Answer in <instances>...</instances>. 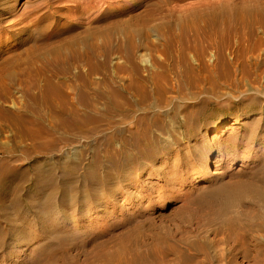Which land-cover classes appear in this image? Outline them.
<instances>
[{
	"label": "bare ground",
	"instance_id": "obj_1",
	"mask_svg": "<svg viewBox=\"0 0 264 264\" xmlns=\"http://www.w3.org/2000/svg\"><path fill=\"white\" fill-rule=\"evenodd\" d=\"M17 1L0 0V100L5 97L2 87L5 80L17 79L19 72L17 73L14 69L19 68L20 71V67L25 65L20 74L32 78L25 91V94L32 99V103L24 106L22 110L20 107H15L13 110L3 108L6 112L16 115L13 119L9 117L7 119L10 125L12 124L16 128L14 132H20L19 141L28 139L31 142L29 148L34 151L31 161L36 162L37 153L42 150L57 151L56 146L62 141L65 148L61 152L63 165L58 178L60 181L56 180L53 174L47 182L43 181V176L39 173L35 163H30L31 168L29 167V169L34 171L28 180L30 186L33 189H38L37 191H46L44 199L41 196L37 205H33L29 201V197L20 199L17 195L18 183L25 179V171L23 169L13 170L4 164L0 166V257H2L1 251L5 247V239L12 238L14 234V229L11 227L3 229L2 222L9 219V216L6 215L8 210L16 208L17 205H20L19 202H22L24 206L34 209L38 214L43 208L49 207L47 213H50L48 215L50 219L57 217L54 214L55 209L61 212L63 210H67L68 213L72 212L70 218L68 215L62 218L63 225L50 226L48 229L49 239L57 240V242L55 247L49 250L50 261L43 264H78L69 261L65 253L62 241L76 235L75 231L67 232L65 225L75 215L87 216L88 213L83 211V207H86L90 201H96V198L102 194L100 190H116L118 186L122 185V181L130 180L132 175L137 174L136 181L129 184L126 182L128 186H131L126 190L135 189L139 192L140 197H151L150 205L153 208L166 205L169 203L168 198L175 197V195H168L167 189L172 188L169 185L174 186L175 183L185 182L188 185L192 179H205L207 186L197 190H194L195 186H193L190 188L194 192L179 193L182 207L180 210L193 205L197 208L189 207V213L186 216L182 211L179 212L177 222L172 229L160 225V232L156 235L153 246L142 249L143 247L137 242L132 245L122 244L112 252L98 255L100 263L97 264H164L163 254L174 248L168 242L170 240L167 239L172 234V230L175 228L180 230L181 227L192 225H195L196 228L200 226L214 227L215 234H220L222 237L220 240L232 243L230 248L218 249L212 254L208 251L202 252V256L199 260L196 259L195 264H214L213 261L221 262L222 260H225L224 264H230L233 262L235 253H241L243 258H249L253 261L252 264H262L264 262V147L259 145L261 139L264 138V127L257 123L264 122V106L260 105V102L253 96H236L235 99L232 98L233 100H229L227 103L230 104L229 102L234 101L240 103L241 101L242 115L250 111L259 117L248 122L246 121L248 118L244 116L242 119L244 121L240 123L239 116L233 113L225 116L229 118L224 123L220 121L215 122L217 124L213 126L203 124L196 127L194 122L205 116L200 108L195 111L186 110L179 119L174 110L166 108L161 110L157 106L159 103L168 105L171 100L168 96L169 93L183 99L190 98L180 94L183 91L180 86L171 85L168 88L157 83L158 78L166 80L167 75L172 73L170 68L165 67L162 71L152 73L143 79H133L132 76H122V73L129 72L130 69L120 63L115 64L112 85L106 99L108 111L99 113L100 117H98L99 119L108 118L107 115H110L111 134L109 138H105L101 149L96 151V146L92 148L91 161L82 167V172H84L79 174V160L75 161L74 159L76 156L82 155V150L73 147L71 143L76 141L82 133L88 137H92L96 133L94 130L85 131L86 123L90 119L96 122V105L91 98L85 97V89H83L90 88L86 83L91 82L96 71V31L91 32L90 42H81V45H84L82 49L70 46V44L77 43L69 42L67 52L64 54L60 49L52 50L53 59L46 57L49 56L48 52H39V49H36V43L29 44L28 47H24L26 49L22 48L17 52L15 49L18 45L31 40L29 33L31 24L40 25L48 14L51 16L59 10L69 11V16H73V18L86 15V19H89L96 14V0H42L31 9L15 14ZM60 1H64L65 4L58 6ZM180 1L186 2L184 4L175 3L167 7L161 26L156 29L158 33L165 36L163 42L151 40L149 42L150 49H158V46L161 45L167 51L174 42L179 40L184 45L178 46V49H188L190 47L187 41L188 37L194 35L196 38L199 35V30L195 28V22L200 19L205 22L207 28L206 32L201 33L206 35L208 45L214 47L216 51L207 60L209 63L212 62L211 66L215 74L218 67L222 68L218 72L221 75L226 71L225 67L229 66L242 68L248 64L264 65V55L262 58H249L233 53L235 55L226 60L220 50V45L227 34H236V43L238 46H243L244 41H247L250 36V34H246L247 31L241 33L244 27L259 25L264 28V9L263 7L256 8L253 4L258 0H197L196 3L192 0H165L164 2ZM248 3L249 7H245ZM54 4L58 7L51 12ZM76 27L77 25L72 24L68 28L75 30ZM176 27L179 29V34L175 36ZM142 32V29L139 28L132 29L126 42L117 45V50L124 51L125 57L130 59L134 50L140 47V44L137 43L139 39H135V37H139L138 34ZM11 33L19 35L18 39L9 42L7 39ZM32 42L35 41L32 40ZM107 46L110 47V44ZM25 52L26 57L22 58V54ZM28 52L32 53L29 55ZM173 59L167 57V61ZM192 60L198 65L200 73L205 70L203 66L205 62L200 55L193 57ZM175 61L185 63L182 76L187 78L183 80L181 77L179 80L185 83L184 89L189 90L192 87V82L188 75L196 68L190 66L189 59L183 55L176 57ZM79 62H82L87 68L83 70L78 66ZM199 74L195 77L207 78V75L198 76ZM68 80L73 83H67ZM77 80L81 81V86H78L80 83L76 82ZM144 81H150L154 86L151 93L153 94L152 100H147L148 94ZM254 84L264 88V82L257 80ZM69 93L78 98L71 97ZM147 101L149 102L146 103ZM12 105L14 106V104ZM214 108L219 109L220 105H215ZM228 108L229 106L223 107L225 110ZM133 110L138 112V116L134 120L131 119ZM47 112L51 113L49 119L50 116L51 118L56 117L55 120L49 121V124L44 123L43 119ZM5 114L10 116L0 109V123ZM176 119L179 121L180 132L179 130L176 132L172 128L173 121ZM238 124L240 125L238 126ZM19 126H23V128L21 129ZM57 128L63 130L62 138L54 137ZM208 130L212 136L211 141L207 144L206 152H198L192 150L191 147L190 151L183 153L171 150L172 145L179 144L181 141L183 143L193 142L192 147L203 144L204 140L197 138L196 135ZM225 133L228 134L223 137ZM18 145L16 136H13V145L11 147L0 145V149L8 155ZM213 151L217 154L215 161L217 171L208 175L204 172L205 167L202 162ZM168 156L173 160L166 164ZM179 157H181L180 166L175 163L180 159ZM10 159L12 158L9 157L7 163ZM197 160L202 161L201 165L194 164ZM155 161L158 162V165L150 168L151 163ZM236 161L241 162L242 167L239 170L233 169L232 164ZM172 168L174 172L168 173V169ZM96 171H100L102 175L97 174ZM154 175H163L162 184L144 182ZM225 177H227L226 180ZM13 178L17 180L8 182ZM100 184H104L105 189L100 187ZM57 193L59 197L56 200V197H53ZM8 196L11 198H7ZM73 201H79L80 207L71 208L70 203ZM240 208L241 210H239ZM197 210H202L204 216L199 217L200 211ZM241 212H245L243 218L239 217ZM222 227L223 229L220 230ZM84 235L86 232L80 234V236ZM92 243L94 240L90 242V244ZM191 245L192 243L188 246ZM192 249L197 248L192 246ZM177 255V262L174 259L172 264H187L190 260L179 253ZM82 262L96 264V248L84 253Z\"/></svg>",
	"mask_w": 264,
	"mask_h": 264
},
{
	"label": "rangeland",
	"instance_id": "obj_2",
	"mask_svg": "<svg viewBox=\"0 0 264 264\" xmlns=\"http://www.w3.org/2000/svg\"><path fill=\"white\" fill-rule=\"evenodd\" d=\"M40 1L42 0H18L14 13L20 14L23 10H29ZM164 1L165 0H96V14L92 15L89 19H86V15L73 18V16H69V11L59 10L51 14V16L48 14L40 25L37 23L31 24L29 26L31 40L25 44L18 45L16 47L17 49H15L17 52L24 47H28L29 44L36 43V49H39V52H48L49 56L46 57L53 59L52 50L60 49L64 54L67 52L69 42L77 43L70 44V46L82 49L84 45H81V42H90L92 39L91 32L96 31V71L92 76L91 82L86 83L90 88L87 86V88H83L85 89V97L91 98L96 105V122L90 119L89 122L86 123L85 131L94 130L96 133L93 134L92 137H88L86 134L82 133L76 141L71 143L73 147L82 150L81 156H73L75 157V161L79 160V174L84 172H82V167L91 161L90 152H92V148L96 146V151L101 149L104 145L103 142L105 138H109L111 134L110 115H107L108 118L99 119L98 117H100L99 113H106L108 111L106 99L112 85L111 80L115 64L120 63L130 69L131 71L122 73V76H132L131 78L133 79H143L152 73L155 74L162 71L165 67L170 68L172 73L167 75L168 79L158 78L157 83L168 88L171 85L180 86V89H183L180 94H184L190 98L183 99L177 97L173 93H169L168 96L171 100L168 105L159 103L157 106H159L161 110L165 108L174 110L177 116H179V119H181V116L186 110L195 111L200 108V111L202 113L204 112L205 116L194 122V126L196 127L203 124L213 126L217 124L215 122L220 121L224 123V121L229 118L225 116L233 113L239 116L240 123L244 121L242 120L244 116L248 118L246 120L248 122L259 117L253 115L250 111L242 115L243 109L241 101L240 103L236 101L229 102L230 104H228L227 101L235 99L236 96L241 97L249 95L255 97L256 100L260 102V105L264 106V88L254 84L257 80L264 82V65L248 64L242 68L240 66H229L225 67L226 71L221 75L218 72L222 68L218 67L215 74L212 70V62L209 63L207 60L211 54H215L216 51L214 47L208 45L206 35L201 33L207 31L204 21L199 19L195 22V28L199 30V35L196 38L194 35L188 37L187 41L190 45L188 49H178V46L184 45L181 40L174 42L167 51H165L161 45L158 46V49H150L149 42L151 40H158L159 43L163 42L165 36L158 33L156 29L161 26L163 15L165 11H167V7L175 3L184 4V2H186ZM192 1L196 3L197 0ZM61 4H65L64 1H60L58 6ZM253 4L256 8L263 7L264 9V0H258ZM25 5H27V7H24ZM58 6L54 4L51 8V12L56 10ZM245 7H249V3ZM72 24L77 25L75 30H70L68 28ZM134 28L142 29L143 32L138 34L140 35L139 37H135V39H139L137 43L140 44V47L134 50L133 56L128 59L125 57L124 51L117 50V45L124 44L131 30ZM244 31H247L246 34H250V36L247 41H244L243 46H238L236 43V34H227L226 38H224L223 43L220 45V50L226 60L230 56L235 55L233 53L249 58L263 57L264 28L259 25H250L244 27L241 33ZM174 33L175 36L179 34V29L177 27ZM18 36L19 35L15 33H11L7 40L13 42L15 39H18ZM32 40L35 42H32ZM187 41H185V44H187ZM108 44H110V47L107 46ZM28 53L30 55L32 52ZM22 55V58H25L26 52ZM182 55L189 59L191 63L190 66L196 68L188 75L192 82V87L189 90H185V83L179 80L181 77L183 80L187 78L186 76H182L184 74L182 70H185V65L183 64L185 63H178L175 61L176 57ZM197 55H200L205 62L203 65L205 70L201 73L198 71V65L195 64L196 62L192 60V58ZM167 57H172L174 59L167 61ZM23 66L20 67V71L19 68L14 69L17 73L19 72V77H17V79L10 81L5 80L2 85L5 97L0 100V109L10 116L5 114L3 115L5 117L1 118L0 145L11 147L13 145V136H16L19 145L8 155L0 149V166L4 164L9 166L10 169H23L25 171V179L18 183L19 189L16 191L17 195L20 199L29 197V201L33 205H37L41 196L44 199L46 191H37L38 189H33L28 181L32 173H34L32 169H29L30 163L33 162L30 159L34 156V151L29 148L31 142L28 139H21L19 141L18 136L20 132H14L16 128H14L12 124L10 125L7 119L8 117L13 119L16 115L13 113L14 116L12 113H8L3 109L13 110L15 107H20L22 110L24 106L32 103V99L25 94L26 88L31 83L32 78L20 74L23 72ZM78 66L83 70L87 68L82 62H79ZM197 74H199L198 76L207 75V78L195 77ZM76 82L80 83L78 86H81L82 83L80 80ZM67 83L72 84L73 81L68 80ZM144 84L148 94L147 100H152L153 94L151 93L154 86L150 81H144ZM93 90H95V92H93ZM69 94L73 98H78L71 93ZM148 102L149 101L146 103ZM12 104H14V106ZM215 105H220V108L215 109ZM224 106H229V108L225 110L223 109ZM50 114L51 113L47 112L46 115L43 116L44 123L49 124V121L56 119V117L51 118V116L49 119ZM137 116L138 112L133 110L131 119L134 120ZM257 124L264 127V122L262 121ZM239 125L240 124H238V126ZM19 127H21V129L23 128V126ZM172 128L176 132L177 130L180 132L181 128L179 127V121L177 119L173 121ZM62 132V129L57 128L54 137L62 138ZM227 134L228 133H225L223 137L227 136ZM211 136L212 134L209 130L205 133H199L196 137L203 139V144L192 147L191 145L193 142L187 141L188 145L180 140L181 142L179 144L172 145L173 148L171 150L183 153L190 151L191 147L192 150L206 152L208 150L207 144L211 141ZM260 142L259 146L263 148L264 138L261 139ZM56 148L58 150L55 152H51L47 149L40 151L37 153V161L33 162L37 166L39 173L43 176L42 180L45 182H47L52 174L56 180L60 181L58 178L60 177L63 165L61 152L64 151L65 148L63 141L58 143ZM9 157L12 159L7 163ZM179 158V160L175 161L178 166L181 165V157ZM204 159L206 160L203 162L197 160L194 164L199 163L201 165L202 162L205 167L204 172L208 175L212 172H216L215 161L217 160V154L213 151ZM172 160V157L168 156V162L165 163L168 164ZM161 161H163V159H161ZM156 165H158L157 161L151 163L150 168ZM232 165L234 170H239L242 167L241 162L238 161ZM169 172L173 173V168L168 169V173ZM96 173L102 175L100 171H96ZM162 177L163 175H154V177L152 176L149 180L144 182L148 184H162ZM137 178V174L132 175L130 180L122 181V185L118 186L116 190H107L104 184H100V187L105 190H100L102 194L96 198V201H90L86 207H83V211L87 212L88 215H75L72 220L69 219V224L67 223L65 225V230H67V232H76L75 237L66 238V240L62 241L69 261L84 264L82 262L84 253H88L93 248H96L97 264L100 263L98 261V255L112 252L122 244L132 245L137 242L143 247L142 249L153 246L156 235L160 232V225L172 229L177 222L179 212L182 211L186 216L189 213V207H196L193 205L184 210H180L182 207L179 193L194 192V190L207 186V181L205 179H192L188 182V185L186 182L182 184L175 183L174 186L169 185L172 188L167 189L168 195H175V197L168 198V204L153 208L150 205L151 197H140L139 192L135 189L126 190V188L129 189L131 187L128 186V184L132 181H136ZM17 179H9L8 182H15ZM224 179L226 180L227 177ZM126 182H128V184H126ZM193 186H195L194 190L190 188ZM120 193H122V195H120ZM55 197L57 200L59 194H54L53 198ZM7 198L11 197L8 196ZM19 204L20 205H17L16 208L8 210L6 215L9 216V219L2 222L1 227L3 229H8L9 227L13 228L14 234L12 238H6L4 241L5 247L1 251L2 257H0V264H43L50 261L49 250L55 247L57 240H50L47 231L50 229V226L59 227L63 225V223H61L63 221L62 218L67 217V215L70 218L72 212L68 213L67 210L61 212L54 207V214L57 217L50 219L48 216L50 213H47L49 212L47 211L49 207H46L47 209L43 208L39 212L40 214H38L34 209H29L24 206L22 202H19ZM70 207L75 209L79 208V201L71 202ZM239 210H241V208ZM197 211H200L198 213L199 217L204 216L202 210ZM244 214L245 212H241L239 217L243 218ZM213 228L214 227L205 228L203 226L196 228L195 225H192L190 227H181L180 230H176V228L173 229L172 234L168 236L167 239L170 240L168 242L172 244L174 248L172 251L169 250L163 254L164 264H172L174 259L177 262L178 253L190 259L187 264H195L196 259L199 260L202 256V252L208 251V253L212 254L215 250L230 248L232 243L220 240L222 238L221 235L215 234L216 230ZM221 229H223V227L220 228V230ZM83 232H86V235L80 236ZM88 239L90 240L88 241ZM93 240L94 243L90 244ZM190 243H192V245L189 247L188 245ZM192 246H196L197 249H192ZM213 263L224 264L225 260L221 262L213 261ZM252 263L253 261L249 258H243L241 253H235L233 262L230 264ZM262 264H264V262H262Z\"/></svg>",
	"mask_w": 264,
	"mask_h": 264
}]
</instances>
